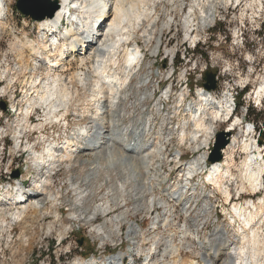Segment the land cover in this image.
Returning <instances> with one entry per match:
<instances>
[{"label":"rangeland","instance_id":"374dc122","mask_svg":"<svg viewBox=\"0 0 264 264\" xmlns=\"http://www.w3.org/2000/svg\"><path fill=\"white\" fill-rule=\"evenodd\" d=\"M16 1L17 0H4L1 20L5 24L0 28V133H2V130L5 131L4 134H0V183L3 184V188L0 189L1 194L5 192L7 194L9 192V183L11 185L16 184L20 176H24L26 174L24 173V170L28 168L29 172L31 166H33V160L29 159V154L23 151L22 148L15 153L13 160H11L9 150L13 146L12 135L19 129L17 128L19 127V124L22 123V112L26 109V102L31 99L32 96L36 95L33 88H39L42 85V79L44 81L47 74L43 66L35 67L34 70L31 69L33 68L31 65H29L27 69H25L22 65V58L18 48L19 45L25 42L26 38L37 42L39 36H42V33L39 31V22L25 17L18 12L15 7ZM176 1L178 2L179 0H157L152 5L153 16L157 17V21L155 20V27H158L157 30H159L161 22H165L167 18L173 19L174 22L181 20L192 7L195 10L196 17H198L199 10H206L207 12L210 10L212 11L213 16L210 18L208 23L206 22L207 25H205L204 28H200V23L197 24L198 28H196L194 32V35L196 36L194 42L184 39L183 32L180 30L179 25L176 27L172 26L169 30L163 29L161 35H159L156 31L157 36L155 35L154 38H157V41H149L148 45L145 44L146 38L142 36V31H140V29L136 30L130 38L129 47L131 46L130 44L136 43L140 47L144 58L141 64L136 68L138 71L133 77L131 84L138 82V79L141 78H146V83L145 86L137 90L136 94L138 95L134 94L133 98L124 101L121 106L123 107L126 115L128 114L130 116H136L137 113L139 114L140 111L146 107L147 113L150 112L152 114L151 117H153L152 119H155L156 122L159 123L155 104L158 100H160L164 103V110L166 109L163 117L164 122L162 120L160 123L163 122L166 126L167 121L171 119H188L190 117V109L188 106L190 104L200 103L197 92L200 88H202L200 92L204 89L203 85L205 84V81L203 79L205 73L207 71L214 73L216 75L215 80L217 82V89L210 93L213 100L220 102L223 105L225 103L224 101H227L226 99H228L230 104H233L235 108L233 117L239 118L243 124L246 122L248 123L247 127L236 129L231 132V136L234 135L236 138V144L234 143L231 149H229L227 156L233 155V164L228 162V158L227 161L226 159L224 161H226L227 165H229V163L232 164L230 169L232 170L234 178L231 181L226 180L222 182L224 184L221 186L225 189L229 185L228 187L230 189L231 196L233 199L240 202V204L245 206L246 203L250 204L253 202L257 206L258 210L264 211V204L261 205L264 200V98L260 104L252 99L254 98V95H252L253 92L258 88L264 79V0H184L182 11L180 13H178L179 3L177 4ZM198 3L201 8L198 7ZM196 8L199 10L197 11ZM111 18L112 14L109 13L108 19ZM155 42L158 44V47L155 53L152 54L151 50L156 44ZM92 57L91 59L84 58L85 64H88L91 60L90 64L87 65L85 73L89 74L91 77L90 79H96L92 71V61L94 60ZM79 62L80 59L78 56H76L74 60L71 59V57L64 59L62 63L66 68H61L62 70L59 68L50 76L53 78L57 74L58 76H63L66 79L71 77L72 81H75L73 84H76L77 77L75 73L78 72V67L81 68L79 66ZM83 67L85 68V66ZM83 67L82 69L84 71ZM182 72L183 77L179 80V74ZM36 80H38V85L36 84L35 86L30 84L31 81ZM183 83L187 84V88H185ZM131 84L130 86H132ZM8 85H10V87H8ZM92 85L93 84L91 83V86ZM185 89L187 90L184 91ZM157 90L158 93L156 94L155 91ZM166 90H170L168 93V99H165V96L160 98L162 94H165ZM88 91H90V93L92 91V87H90V85ZM241 91L243 92L237 96V93H240ZM77 93V100L78 97L79 99L81 98L78 104H82L85 101L84 99H90L87 92L84 93V91H77ZM186 93H189L188 97H186ZM142 94L146 95L145 98H143L144 102H135V99L139 98ZM149 94L150 96L148 97ZM141 104L144 105L140 106ZM13 105L16 109L12 108ZM140 107L143 108L141 109ZM18 109H20V111L16 114L15 110ZM91 111L93 110L91 109ZM36 112L32 114V118L30 120L32 124H34L35 121L37 122L39 119L38 115L43 114L40 110H37ZM83 118L84 121L82 120L81 124H86L88 117L85 115ZM75 119L76 118L73 116L68 118L70 124L69 126H71V128H75V126L78 125L77 121L79 119ZM207 121L208 120H206V122ZM232 121L233 118L231 119V122H222L220 120L214 122V127L212 126V132L214 133H211L209 147H207V145L205 147L206 153H208L206 161L208 165V159L210 157L216 135L219 132L230 129ZM59 128L58 125H53L52 129L50 126H46V131L44 133L46 136H51L50 139L52 140L58 139L61 141L62 139H60V137L64 135V132ZM163 130L161 131L162 136H164L163 133H165L166 127L163 128ZM36 136H38V134L30 135L29 132L25 134V138L29 137V141L34 140ZM157 136L160 137L159 134H157ZM159 137H157L156 140L161 138ZM178 138V135L173 134L171 139H169L166 143L167 145L165 144L166 154H168V157L171 159L181 154V161H187L188 163V161L192 158L196 159V156L199 155L200 152L204 151V149H201L199 152L195 151V146L190 142L188 135L185 138L188 141V144L186 143V140L181 142ZM26 141L27 139H24V142ZM245 145L248 146L247 151H249V154L248 152L242 150ZM253 146L260 147L258 152L261 153L260 156L263 158V161L255 163L251 160L252 162L249 161L247 163L249 166L244 167V165H246L245 159L248 156H251V151L253 152ZM233 150L235 151L233 152ZM174 154L176 156H174ZM91 157L92 155L90 153H85L77 158L79 163L71 162L70 167H67V163L62 162V164L60 163L57 166V169L52 175V180L49 182V190L50 192L53 191L52 194H56L58 197L56 198V202H54L55 204L53 202H49L46 196L42 197L44 202L43 212L44 209L45 212L41 219L39 218L40 220L37 219L39 214H33L32 211H27L25 213L26 215L24 214L26 218L22 222L16 223L7 219V226H0V264H76V260L85 262L92 255L97 256L99 252L103 251V249H106V253H112L114 249L111 248L113 244L110 243L113 242L114 244H122V246L125 247V250L128 251L129 255L127 257V264H142L145 257L140 256V254L138 255V253H140L139 251L141 250L142 252H145L146 248L148 249L149 246H151V241H141L140 238L134 237L130 238L127 233V231L130 230L129 228L133 229L129 224L130 222L145 231L147 238L154 235L155 238L162 236V239L165 240L174 239V244L183 251V255L181 256L178 264H187L191 259H198L197 253L200 251L198 248V242L195 241V239H202V237H204V233L213 231L216 224V226L221 225L225 227L227 220L222 217L220 212H222L221 209L223 207L230 209L232 207L231 202L225 204L227 202L221 189H218L214 185H205V188L206 186L207 188H204V190H201L198 194H209L207 202L211 206L210 216L206 217L205 215L199 218L197 226L203 227L204 230H200V234H198L197 237L192 234L193 228H190L189 233H187L184 237L186 241L184 242L183 239L184 243H181L178 239V236L181 235L180 232L178 233L180 226L184 225L185 222L189 225L191 224L188 221H184L185 215L175 203H170L172 213L170 218L173 219V221H171V223L169 222L168 225H165L166 227H159L154 233L149 231H153V223H156L157 221L156 217L159 215L162 216L164 213V210L158 207V198L160 199L163 194H159V190L158 193L155 190V184L151 179V175L149 173L147 175L146 173L148 177L147 181H145L147 183H145L146 188H140L138 184H136L135 187L131 178H129V185L126 184V186L124 183L128 179L127 170L122 166V168L117 166L115 168L116 170H110L112 173L108 176L109 182H103L104 178L107 176L105 171L107 165L102 164L105 165V168L103 171H100L96 180L88 183L89 185H83L82 181L84 177L91 172L89 170L92 166L87 163L81 164L80 161L91 159ZM137 164L139 169L141 163L137 162ZM245 168H248V170L250 169L252 172L262 170V180L260 181L259 186L263 185L261 187L258 186L257 190L254 192L250 190V184L248 183V179L246 177L247 175H242ZM138 169L137 171H139ZM256 169L258 171H255ZM16 172L18 173L17 178L14 177V173ZM31 172L32 173L28 176V180L25 182L26 188H30V186L33 185L32 181L38 180L41 176L39 173L40 171L37 169L34 171L31 170ZM99 183L102 184V187L101 189L96 190ZM122 184L125 185V189L118 192L117 189ZM71 185H73V188ZM240 185L241 188L243 187L244 189L240 190ZM78 186L80 187V190L82 189V191L89 190V188H94V192L95 190L97 191V193L95 192L93 196H86L84 198L83 207L87 209L88 213L92 211L91 209L95 205L101 203L102 201L107 202L112 210H110L109 213H106L108 214L106 217L104 216L106 214L96 216V219L92 220L93 227L99 226L101 223L105 222L106 219L115 224V221H113L114 216L117 217L122 211L126 210L125 215L127 216V224H124L121 227L120 233L122 235L119 238H116L117 236H114L115 234L113 233L112 238L107 241V243H110L104 246V248H100L101 241L95 237V232L92 231V228L90 227L91 224H85L81 221L74 223L72 220H67L70 213L76 212L77 209L80 208V206L76 205V191ZM151 188L155 191H150ZM147 190L149 191L147 192ZM129 192H132L133 194H129ZM236 193L242 194L240 195V199L236 197ZM135 194H138L139 198L134 196ZM113 196L117 197L118 203L119 200L122 201V199H125L126 205L124 208L119 209L118 206H114L116 197L113 198ZM149 196L152 197L150 204L149 199H147ZM205 200L202 199V201L207 203ZM142 204L144 205L143 207L141 206ZM205 206L207 207V205ZM55 209L59 210V218L50 214V212ZM191 214L193 215V213ZM262 220V227L258 230V242H255L257 246H255L254 243V245L251 244L252 242H250L248 245L249 248L247 249L248 259L252 261V264H255L256 262L258 264H264V214L262 216ZM59 221L64 222V224L71 222L72 228L66 232H61V223ZM221 221L223 223L220 224ZM201 222L203 223L202 225H200ZM48 225H52V227L48 229ZM158 248H160V251L157 252L159 255V252L164 249L163 244H159ZM172 256L170 255L169 257H166L165 261L172 264ZM223 262L224 264L229 263L228 259L225 260V257L222 256L213 264H223Z\"/></svg>","mask_w":264,"mask_h":264},{"label":"bare ground","instance_id":"6f19581e","mask_svg":"<svg viewBox=\"0 0 264 264\" xmlns=\"http://www.w3.org/2000/svg\"><path fill=\"white\" fill-rule=\"evenodd\" d=\"M156 1L157 0H59V8L55 12L53 18H45L42 21H39V31L42 33V36H39L38 40L36 39L37 42L34 40H28L26 38L25 42L21 44L19 43V53L22 58V65L25 67V69H27L29 65H31L33 67L31 69L34 70L35 67L43 66L47 74L44 81L42 79V85L39 80L41 85L39 88L32 87L36 92V95L27 100L26 109H24L22 112V123L19 124V127H17L19 129L16 130V132H14L12 135L13 146L9 150L11 160L14 159L15 153L22 148L23 151L29 154V159H32L34 163L32 162L33 166H31L29 172L28 168L24 170V173L26 174L24 176H20L10 192L7 194L6 192L1 194L0 191L1 227L7 226V219H10L16 223L22 222L26 218L25 213L27 211H32L33 214H39L37 219H41L45 212V209L43 212L44 202L42 197L46 196L47 200L53 203L56 202V198L58 197V195L52 194L53 191L50 192L49 190V182L52 180V175L57 169V166L60 163L62 164V162H66L67 167H70L71 162L77 163V158L85 153H90L92 155L91 159L82 160L80 162L81 164L87 163L92 167H89V171L91 172L84 177L82 181L83 183L81 182L83 185L88 184L91 181H95L100 174V171L104 170L105 165H107L105 168L107 176H104L105 178L103 182H109L108 176L112 173L110 170H116L115 168L117 166H122L127 170L128 173V179L124 183L125 185H129V178H131L135 187L136 184H138L140 188L145 187V181H147V175L149 173L151 175L152 181L155 184L154 188L157 193L158 190L159 192L163 193H165V191H169V193H182L184 197H190L185 200L182 198L172 199L171 195H169L167 192L165 193L167 198L164 197L165 194H163L160 199L158 198V207L164 210V213L162 216L159 215L156 217L157 221L156 223H153V231L149 230L153 233L156 232L159 227L162 228L165 225H168L169 222L171 223V221H173V219L170 218V215H172L170 203H175L177 206H179L185 215L184 221H188L191 224L189 225L187 222H185L184 225H181L178 229V233H181V235L178 236V239L181 243L183 242L186 234L189 233V229H195L197 227L199 218L210 214L209 207L207 206V210V207L205 206L207 204L202 201V199L205 200L206 197L202 194H198V192H200L204 187H199L200 183H202V180L201 177L197 175L200 174V170L202 168L203 169L201 170V173H203L205 170L204 162L207 160L208 155V153H206L205 147L206 145L209 147L211 133H214L212 132V126L214 127V122L218 120L222 122H231V119L227 120L231 110L230 107L232 106L228 99H226L227 101H224L225 103L222 105L220 102L214 101L211 96L205 94V91H198L200 93L198 94L200 103L190 104L188 106L190 109L189 115L191 116V122L193 123V129L189 134L181 132L182 127L180 125V120L175 118L167 121V131L165 132L164 138L161 137L160 139L158 138L159 140H156L159 136L155 134V131L152 130V127L154 126L156 129H158V132L161 131L160 121L164 117V109H162L163 103L160 100H156V104L154 102L156 105V114L159 120L158 127L153 124L154 122L150 116L145 117L143 115V111L145 112L146 107H142L143 109L139 114L137 113L136 116H127V122H125L123 126L124 132L121 135L122 142L119 145L113 135L114 128H111L114 125V120L124 116L125 112L121 104L124 101L133 98L134 94L137 93V90L145 86L146 83V78L140 77L141 79H138V82L131 84L133 77L138 71L136 68L141 64V61L144 57L140 47L136 43L130 44L131 46L129 47V41L132 34L136 30L140 29V31H142V36L146 38L145 44L148 45L149 41H157V38H154L156 31L159 33V35H161L163 29L169 30L170 27H176L179 25L180 30L183 32L184 39L194 42L196 38L194 32L196 28H198L197 24L200 23V28H204L205 25H207L206 22L208 23L210 18L213 16L212 11L210 10L208 12L205 10V12L196 8L197 11L199 10L198 17H196L195 10L192 7L188 13L185 15L183 14L184 16L181 20L174 22L173 19L167 18L165 22H161L159 30H157L158 27H155L157 17L153 16L152 10V5ZM183 2L184 0H179L177 2V4L179 3L178 13L182 11ZM3 6L4 0H0V28L5 24L1 20ZM71 8H74V10L72 11ZM109 13L112 14L111 19H108ZM62 20H67L69 23L71 22L72 26L70 28L64 29L63 32L58 33L57 35V29L60 27ZM74 21L76 22L74 23ZM100 22L102 23L98 28H96ZM157 47L158 44L156 43L151 50L152 54L155 53ZM68 54L71 55L70 57L73 60L76 58V56H78L80 59L79 66L81 68L78 67V72L75 73L77 77L76 84H73L75 81H72L71 77L66 79L63 76H58L57 74H54L55 77L53 78L50 76L59 68L64 69L65 65L62 63V61L68 58ZM91 57L94 58L92 61V71L96 79H90L91 77L89 74L85 73L87 65L91 62L90 60L88 64H85V59H91ZM83 66H85V68ZM82 67L84 68V71ZM182 77L183 72L179 74V80H181ZM37 82L38 80L31 81L30 84L36 86ZM91 83L93 84L92 86ZM130 84L132 86H130ZM89 85L92 87L91 93L88 91ZM8 87H10V85H8ZM77 91H84V93L87 92V94L90 96V99H84L85 101L82 104H78L81 98L79 99L78 97L77 100ZM169 91L166 90L165 94H162V96L160 95V98L164 96L165 99L168 98ZM252 95H254V98L252 99L255 102L258 104L262 102V99L264 98V79ZM145 96L146 95L144 94L140 95L139 98L135 99V102L143 103V98H145ZM149 96L150 94L148 97ZM143 105L141 104L140 106ZM12 108L16 109L14 105ZM91 109L93 111H91ZM37 110H40L43 114L41 113L42 115H38L39 119L37 122L35 121V123L32 124L30 122L32 114H34ZM19 111L20 109L15 110V113L18 114ZM83 115L88 117L87 122L85 121L86 124H81V121L84 119ZM70 116L76 118L75 120L79 119L77 121L78 125L75 126V128H71V126H69L70 124L68 118ZM206 119L208 120L207 122L205 121ZM242 123L243 122L240 121L239 118H235L232 121L231 128L226 130V133L235 131L236 127H239V125ZM53 125H58V128L60 127L59 129L64 132V135L60 137V139H62L61 141L58 139L52 140L50 139L51 136H46L44 133L46 131V126H50L52 129ZM28 132L30 135L38 134V136H36L34 140L29 141V137L25 138V134ZM4 133L5 131L2 130V133L0 134ZM173 134L180 135L178 140L181 142H184L186 140V136L188 135L190 142L195 146L194 150L199 152L201 149H204V151L200 152L199 155H197L198 157L196 156V159H193L194 161L190 160L187 164L180 163L179 156H176L175 154L174 156L176 157L171 159L168 157V154H166L165 144L169 139H171ZM24 139H27V141L24 142ZM130 140L135 141L137 145H141L140 152H144L143 155L141 154L135 156L133 151L132 154L127 153L130 152L131 149L129 144ZM235 142L236 138L234 135H232L231 142L223 151L226 161L228 158V162L231 163L233 162V155H227L229 149H231ZM186 143L188 144L187 140ZM248 146L245 145L242 150L248 152L249 154V151H247ZM259 148L260 147L258 146H253V152L251 151L250 153L252 157L250 156V158L248 156L245 159L246 165H244V167L249 166L247 163L251 160L255 163H260L263 161V158L260 156L261 153L258 152ZM234 151L235 150H233V152ZM226 161L222 162L221 164H217L216 162L213 166L209 167L212 169L207 175L204 183L207 185H214L218 189H221L227 202L228 198L231 196L230 189L228 187L229 185L225 189H223L221 185L224 184L222 182L226 180L231 181L234 177L232 170L230 169L233 163H229V165H227ZM137 162L141 163L139 169L137 167ZM35 169L40 171L39 173L41 176L38 180L32 181L33 185H31L30 188H26L25 182L28 180V176L32 173L31 170L34 171ZM137 169L139 171H137ZM257 169L255 171H258ZM261 171L262 170H259L258 172H252L250 169L248 170V168H245V171L242 172V175H247L246 177L248 179V183L250 184V190L253 192L257 190L258 186L260 185V181L262 180ZM163 179L167 180V182L163 183ZM125 185H120L117 191H123L125 189ZM71 187L73 188V185H71ZM97 187L98 188L96 190L101 189L102 184L99 183ZM79 188L80 187L78 186L76 191V205L80 206V208L77 209L76 212L70 213L67 220H72L74 223L81 221L85 224H91V230L95 232V237L101 241L100 248H102V245H106L108 239L112 238L113 233L115 234L114 236H117L118 238L122 235L120 233L121 227L124 224H127V216L125 215L126 210L122 211L119 216H114L113 221H115V224H113L112 221L106 219V221L101 223L99 226L93 227L92 220H95L96 216L98 215H104L107 212L109 213L111 208L107 202L102 201L103 203H98L91 209L92 211L88 213L87 209L83 207L84 198L86 196H93L95 192L97 193V191L95 190L94 192V188H89V190L86 191H82V189L80 190ZM241 189L244 188H241L240 185V190ZM151 190L154 189L151 188L150 191ZM148 191L149 190H147V192ZM130 193L132 192H129V194ZM116 196H113V198ZM134 196L138 197V194H135ZM147 199H149L150 204L152 197L149 196ZM115 201L116 202L114 206H118L119 209L124 208L126 205L125 199H122V201L119 200L118 203L116 197ZM263 204L264 200L262 201L261 205ZM141 206L143 207L144 205L142 204ZM191 213H193V215ZM50 214H53L56 218H59V210L55 209L51 211ZM224 214L228 216L229 220L225 225L226 232H224L223 229L220 231L225 234L231 231V241L229 242L230 246L228 250L220 251L219 249L211 247L206 250L205 253L198 254L200 256L201 262L196 259H191L187 264H213L222 256L225 257V260L228 259L229 263L226 264H252V261L248 259L247 249L249 248L248 245L250 242H252L251 244L258 242V230L263 224L262 216L264 211L258 210L257 206L252 202L250 204L246 203L245 206L242 204H235L232 206L231 211L224 209ZM104 216L106 217L108 214ZM59 222L61 223V232H66L72 228L71 222L67 224H64V222L61 221ZM129 224L133 228H129L130 230L127 231L130 238H140L141 241L148 240L145 233L142 232L138 226L132 222ZM51 227L52 225L47 226L48 229ZM219 228H222L221 225ZM196 233H198L197 229L193 231L194 235ZM151 238L152 244L150 248H148L145 252H142L141 250L140 253H138V255L140 254V256L145 257L142 264H169L165 261L166 257H169L170 255L172 256L174 254L178 256L179 253L177 246L174 244V239L165 240L162 239V236L155 238L154 235H152ZM185 241L186 240L184 239V242ZM161 243L163 244L164 249H162L158 255L157 252L160 251V248L158 247ZM255 246L257 245L255 244ZM103 253L104 252H99V254ZM76 261V264H102L95 258L86 260L85 262L81 260ZM103 264L123 263L121 257L116 256L107 258ZM172 264H176L174 259Z\"/></svg>","mask_w":264,"mask_h":264},{"label":"water","instance_id":"95a60500","mask_svg":"<svg viewBox=\"0 0 264 264\" xmlns=\"http://www.w3.org/2000/svg\"><path fill=\"white\" fill-rule=\"evenodd\" d=\"M16 9L23 16L28 17L34 21H42L45 18H53L55 12L59 8L58 0H17L15 4ZM216 75L211 72H206L204 76V88L207 90H215L217 82ZM231 133L224 131L216 135L212 151L210 153L209 162L211 164L221 160V150H223L229 143ZM14 177H18V173H14Z\"/></svg>","mask_w":264,"mask_h":264},{"label":"built area","instance_id":"2783aa9c","mask_svg":"<svg viewBox=\"0 0 264 264\" xmlns=\"http://www.w3.org/2000/svg\"><path fill=\"white\" fill-rule=\"evenodd\" d=\"M200 90H201V89H199V91H200ZM161 193H162V194H165V193H163V192H159V194H161ZM193 231H194V230H192V234H193ZM116 238H118V237H116ZM108 243H110V242H108ZM108 243H107V244H108ZM107 244H106V245H107ZM110 244H113L111 248L114 249V248L118 247L120 243H116V244H114V243H110ZM106 245H102V248H104V246H106ZM105 251H106V249H103V251H101V252H105Z\"/></svg>","mask_w":264,"mask_h":264},{"label":"trees","instance_id":"16d2710c","mask_svg":"<svg viewBox=\"0 0 264 264\" xmlns=\"http://www.w3.org/2000/svg\"><path fill=\"white\" fill-rule=\"evenodd\" d=\"M241 93H242V92H241ZM241 93H240V94H241Z\"/></svg>","mask_w":264,"mask_h":264}]
</instances>
